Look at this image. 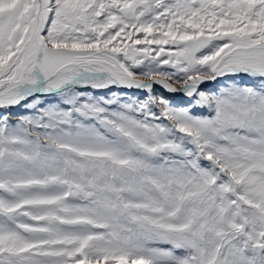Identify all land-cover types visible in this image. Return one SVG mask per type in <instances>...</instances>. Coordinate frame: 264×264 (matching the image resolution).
I'll return each mask as SVG.
<instances>
[{"label": "snow or ice", "instance_id": "obj_1", "mask_svg": "<svg viewBox=\"0 0 264 264\" xmlns=\"http://www.w3.org/2000/svg\"><path fill=\"white\" fill-rule=\"evenodd\" d=\"M0 264H264V0H0Z\"/></svg>", "mask_w": 264, "mask_h": 264}, {"label": "rangeland", "instance_id": "obj_2", "mask_svg": "<svg viewBox=\"0 0 264 264\" xmlns=\"http://www.w3.org/2000/svg\"><path fill=\"white\" fill-rule=\"evenodd\" d=\"M242 83H247V80L242 81ZM216 87H217V84H216V86L214 87L213 90H215ZM111 92H116L119 96H121L124 99H128V98H144L146 96V92L144 90L140 91L138 93H127L125 91H122V90H119V89H115V88H111V90H100V91L96 92V95H110ZM153 94L156 95V96H163V94H161L156 89H153ZM164 98L167 99L166 97H164ZM167 100H169V99H167ZM169 101L172 102L173 104H178V105L179 104H185V103H187V97L182 102L179 101L180 103H177L178 101L177 102L176 101H172V100H169ZM13 111H17V110L13 109Z\"/></svg>", "mask_w": 264, "mask_h": 264}, {"label": "bare ground", "instance_id": "obj_3", "mask_svg": "<svg viewBox=\"0 0 264 264\" xmlns=\"http://www.w3.org/2000/svg\"><path fill=\"white\" fill-rule=\"evenodd\" d=\"M113 88H115V87H113ZM119 89L124 90V88H122V89L119 88ZM153 89L158 90L161 94H163L164 97H166L167 99L172 100V101H178L180 98H184V99L186 98L180 93H169L165 89L162 88V90H161L160 88L156 87L155 85L153 86ZM167 93L170 94L171 96L167 95Z\"/></svg>", "mask_w": 264, "mask_h": 264}, {"label": "water", "instance_id": "obj_4", "mask_svg": "<svg viewBox=\"0 0 264 264\" xmlns=\"http://www.w3.org/2000/svg\"><path fill=\"white\" fill-rule=\"evenodd\" d=\"M214 84L215 83H212V82L205 83L204 85H202V90L211 91L214 88ZM155 86L158 87V88H160L162 90V87L160 85H155ZM124 90L131 91V92H138V91H140V90H137V89H127V88H124ZM167 95L171 96L168 93H167Z\"/></svg>", "mask_w": 264, "mask_h": 264}]
</instances>
